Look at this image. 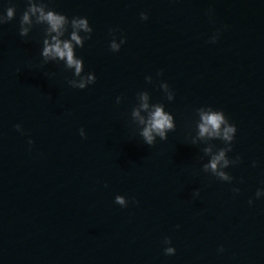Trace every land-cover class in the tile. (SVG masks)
Returning a JSON list of instances; mask_svg holds the SVG:
<instances>
[{"label": "water", "instance_id": "water-1", "mask_svg": "<svg viewBox=\"0 0 264 264\" xmlns=\"http://www.w3.org/2000/svg\"><path fill=\"white\" fill-rule=\"evenodd\" d=\"M33 4L89 18L79 73ZM0 264H264V0H0Z\"/></svg>", "mask_w": 264, "mask_h": 264}, {"label": "clouds", "instance_id": "clouds-1", "mask_svg": "<svg viewBox=\"0 0 264 264\" xmlns=\"http://www.w3.org/2000/svg\"><path fill=\"white\" fill-rule=\"evenodd\" d=\"M31 14L39 13L38 20L44 21L47 23L49 33L55 32L56 35L51 37V42L45 41L47 47L43 50L44 56L50 57H59L60 59H66V62L69 67L75 66L76 72L79 73L82 68V61L77 59L74 54V43L82 44V38L78 35L79 30H83L84 32L89 34V38H91V34L93 33V27L89 26V18L87 16H76L71 19V27L76 29V31H72L70 34V38L61 39L64 36L65 32L68 31V21L69 18L66 13H62L58 10H49L45 12L43 6H38L33 4L29 9ZM29 12H26L23 16L24 23H30L29 20ZM14 14V10L12 8L8 9L7 15L11 18ZM142 20L148 19V13L142 12L141 14ZM24 31H27L25 29ZM123 43V41L121 42ZM120 44L116 43L115 40L112 42L111 47L113 50H119ZM94 77H90L89 79H93ZM83 86V85H82ZM147 107V105H145ZM202 123L200 124V134L208 135V136H218L221 135V125L225 124L226 127L223 128L222 135L225 139H232L233 134L237 133V126L235 124H227V119L225 113L223 111H205L202 112ZM173 127L172 117L170 114L166 113L162 107H157L155 111L150 114V118L148 120V126L143 131V136L145 137L147 143L151 144L154 140L153 133L159 134L161 137L165 135V130ZM16 128L18 130L21 129V125L17 124ZM33 143L30 139L29 144ZM224 160V163L227 164V161L224 159V152L221 151L218 156H216L211 162L210 167L212 169H216L217 164ZM255 165V162H253ZM223 175V174H222ZM238 191V190H234ZM199 194L197 190L196 195ZM115 202L123 207H127L129 203V198L125 195H118L115 198ZM254 201L252 199L249 200V204H252ZM179 227V225H177ZM166 243L171 245L165 248V253L167 255H174L176 253V247L172 245V241L170 237H166ZM221 251H223V246H221Z\"/></svg>", "mask_w": 264, "mask_h": 264}]
</instances>
